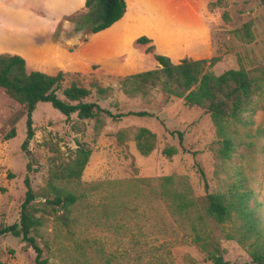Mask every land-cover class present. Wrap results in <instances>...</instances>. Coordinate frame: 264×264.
I'll use <instances>...</instances> for the list:
<instances>
[{
  "label": "rangeland",
  "instance_id": "obj_1",
  "mask_svg": "<svg viewBox=\"0 0 264 264\" xmlns=\"http://www.w3.org/2000/svg\"><path fill=\"white\" fill-rule=\"evenodd\" d=\"M125 1L129 4L124 16L99 33L72 32L70 13L61 16L48 29L55 49L36 56L35 22L30 16L17 18L12 8L0 9V53L30 55V59L34 56L60 66L64 71L61 88L70 83L87 88L90 93L84 100H95L112 114L152 113L150 117L115 118L100 112L86 119L72 113L65 119L48 102H38L31 113L33 134L25 149L20 148L24 115L13 123L14 136L2 138L10 127L7 115L0 121V226L18 219L28 163L34 195L27 206L30 233L46 264H211L206 252L214 245L224 260L252 264L245 247L235 240L233 222L201 225L196 215L204 206L205 191L224 192L231 185L251 191L264 221L263 112L256 110L250 123L235 125L240 143L230 159L220 160L214 152L216 137L209 115L200 107L167 96L159 85L130 97L120 92L118 81L158 67L151 56L141 55L142 47L131 46L133 37L149 32L160 47L176 42L188 46L194 36L188 26L198 22L205 25L210 41L209 56L204 59H217L207 70L219 74L241 67L257 74L264 65V0ZM1 2L14 8L28 5L27 1ZM245 22L250 40L235 33ZM90 60L99 64L97 70L89 69ZM96 86L110 90L100 96ZM138 127L155 134L153 148L146 155L135 148L133 134ZM175 131L182 132L181 144ZM165 145L175 146L176 153L164 156ZM78 147L89 154L80 175L70 177L66 173ZM164 175H170L177 187L184 180L190 188L187 195L193 206L186 213L174 212L161 194ZM56 189L70 192L73 202L65 207L50 204ZM200 225L203 228L197 229ZM196 231L198 241L193 239ZM33 259V250L20 236L0 235L3 264H33Z\"/></svg>",
  "mask_w": 264,
  "mask_h": 264
},
{
  "label": "trees",
  "instance_id": "obj_2",
  "mask_svg": "<svg viewBox=\"0 0 264 264\" xmlns=\"http://www.w3.org/2000/svg\"><path fill=\"white\" fill-rule=\"evenodd\" d=\"M221 1V0H217ZM126 10L125 0H84L77 11L71 13L69 19L73 22L74 29H84L92 34L110 26L120 19ZM226 17V14H223ZM237 36L246 40L251 39L249 23H243L235 31ZM150 38L139 35L131 42L134 48L142 47L141 54L151 56L158 64L154 69L127 74L119 79L118 87L122 94L135 96L144 95L145 92L156 85L167 96L182 100L185 105L200 107L209 115L210 122L216 137L215 155L220 160H228L233 155L240 141L235 134L236 124H248L256 110L263 112L264 123V65L257 74H249L239 67L226 69L219 74L206 69L217 59L210 57L208 60L190 59L183 57L173 63L168 56L155 53ZM98 64L90 61V70H97ZM64 71L56 65L31 60L14 53H0V121L9 115V129L3 134V139L14 136L13 123L18 117L24 115L25 133L20 144L21 149L32 137L31 113L38 102H48L54 109L67 119L75 113L78 119L93 118L98 113H105L109 117L119 118L127 115L150 117L151 112L146 110H126L124 112L110 113L101 108L94 101H85L89 90L75 83L60 86ZM59 90V94L57 91ZM109 87L96 86V93L105 96ZM178 143L182 142V132L175 131ZM155 134L145 127H138L133 134L135 148L141 155L148 154L153 148ZM177 148L165 145L161 149L164 156L175 154ZM89 151L77 148V155L68 168L67 176L78 177L87 160ZM27 163L26 173L23 177L24 194L19 205L18 219L10 224L0 226V235L9 233L20 236L34 252L33 264H46V259L41 257V249L36 244L31 231V219L28 216L27 206L34 199L30 187ZM199 175L206 184L201 170ZM10 176V175H9ZM161 194L169 201V206L176 213H186L193 201L188 197L190 188L184 180L179 187L170 175L161 177ZM224 192L204 193V206L198 211L196 218L201 225L208 222L215 225L224 222L234 223L235 240L244 246L252 264H264V221L257 213L256 204L250 190H238L235 186L227 185ZM74 196L70 192L56 189L50 204L65 207L71 204ZM197 229H202V226ZM193 229L196 226H192ZM194 240L198 241L199 235L195 232ZM226 238H230L225 234ZM206 259L211 264H234L224 260L219 247L214 245L206 252ZM0 264H3L0 261Z\"/></svg>",
  "mask_w": 264,
  "mask_h": 264
},
{
  "label": "crops",
  "instance_id": "obj_3",
  "mask_svg": "<svg viewBox=\"0 0 264 264\" xmlns=\"http://www.w3.org/2000/svg\"><path fill=\"white\" fill-rule=\"evenodd\" d=\"M1 1L2 0H0V9L3 8V10L7 11L8 10L7 8H12L17 18L25 19L28 16H30L32 21L35 22V27H33L34 34L32 35V38L35 43V47L37 51V53H35L34 55L36 56L37 54H40L43 51L52 50L53 48L55 49L56 45L52 43L50 36H49L48 29L54 23H56L61 16L67 15L68 13L71 14L75 10L80 9L83 5L84 0H79L75 4H70L69 0H14V2H16L17 4L21 3V1L23 2L27 1L28 3L27 7L23 6L22 4V6L18 8L5 6L4 2L2 3ZM125 4H126V10H127V6L129 4L128 1H125ZM120 19L116 20L111 25H113ZM110 26L106 28H109ZM188 28L191 31V34L194 35L191 41L187 43L188 46H184L183 44L176 42V43H169L165 46L161 45L160 47L159 41L156 39L153 33L142 32L143 34L141 35H145L146 37L151 39L150 43L153 44V47L156 51L155 53L168 56L169 59L173 63L178 62V60L183 57H187L190 59H201V58L208 57L209 52H210V41L208 37V31L205 25L202 22H198V24L196 23L194 26H188ZM45 29H47V31H45ZM102 30L97 31L96 33H99ZM189 44H192V46H190ZM40 49H43V50L40 51ZM34 56L31 58V60L40 61V60H37ZM142 56H145V55H142ZM28 59H30V55ZM90 61H93V60H90ZM40 62L47 63L46 61H40ZM88 62H87V66H88ZM153 62L157 64V62L154 59H153ZM47 64H50V63H47ZM50 65H53V64H50Z\"/></svg>",
  "mask_w": 264,
  "mask_h": 264
},
{
  "label": "water",
  "instance_id": "obj_4",
  "mask_svg": "<svg viewBox=\"0 0 264 264\" xmlns=\"http://www.w3.org/2000/svg\"><path fill=\"white\" fill-rule=\"evenodd\" d=\"M79 30H81V29H77V30H75V29H74V26H72V30H71L72 32H73V31H79ZM62 34H64V33H63V32H60V33H59V38H62Z\"/></svg>",
  "mask_w": 264,
  "mask_h": 264
}]
</instances>
